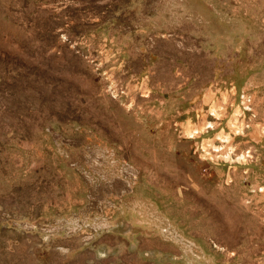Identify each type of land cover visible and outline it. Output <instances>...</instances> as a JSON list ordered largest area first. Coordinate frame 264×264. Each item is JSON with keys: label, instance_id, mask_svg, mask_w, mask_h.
<instances>
[{"label": "rangeland", "instance_id": "rangeland-1", "mask_svg": "<svg viewBox=\"0 0 264 264\" xmlns=\"http://www.w3.org/2000/svg\"><path fill=\"white\" fill-rule=\"evenodd\" d=\"M0 264H264V0H0Z\"/></svg>", "mask_w": 264, "mask_h": 264}]
</instances>
